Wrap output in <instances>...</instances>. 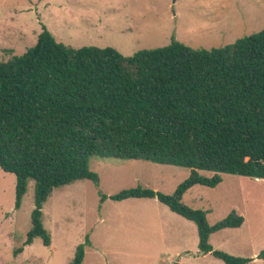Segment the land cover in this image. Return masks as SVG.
<instances>
[{"label":"trees","instance_id":"16d2710c","mask_svg":"<svg viewBox=\"0 0 264 264\" xmlns=\"http://www.w3.org/2000/svg\"><path fill=\"white\" fill-rule=\"evenodd\" d=\"M93 157L191 170L174 195L138 187L110 199H157L196 224L201 253L224 264L252 262L210 244L212 234L240 228L243 216L233 211L211 226L182 198L195 185L216 188L221 175L264 181V30L222 48L172 41L126 57L112 48L67 47L44 28L35 46L0 62V168L16 177V209L35 183L24 247L37 238L51 245L42 210L54 190L99 184ZM88 245L87 238L69 264H84Z\"/></svg>","mask_w":264,"mask_h":264},{"label":"rangeland","instance_id":"374dc122","mask_svg":"<svg viewBox=\"0 0 264 264\" xmlns=\"http://www.w3.org/2000/svg\"><path fill=\"white\" fill-rule=\"evenodd\" d=\"M44 28L67 47L112 48L126 57L172 41L194 50H211L264 30V0H0V62L35 46ZM89 169L98 175V185L77 181L54 190L44 204L42 223L51 245L44 246L37 238L24 247L32 228L35 183H28L16 209V177L0 168V264H69L87 238L84 264H192L186 256L200 252L195 223L157 199H110L138 187L174 195L191 170L99 157L90 159ZM221 176L216 188L189 189L182 204L203 211L211 226L233 211L243 216L249 222L243 231H224L231 232L227 234L233 242L218 245L228 237L219 231L210 244L245 258L228 251L250 255L262 244L256 230L264 224V181ZM102 195L108 198L102 201ZM22 247L15 256L14 251ZM262 251L264 247L258 252ZM206 258L199 263L224 264L212 255Z\"/></svg>","mask_w":264,"mask_h":264},{"label":"crops","instance_id":"0c3cea01","mask_svg":"<svg viewBox=\"0 0 264 264\" xmlns=\"http://www.w3.org/2000/svg\"><path fill=\"white\" fill-rule=\"evenodd\" d=\"M174 213V212H173ZM179 224H185V226H190V222H188V223H186V222H178ZM191 223H193V222H191ZM248 223L249 222H245L244 221V224L240 227V228H238V229H224V230H221L223 233H228V234H230L231 232H224V231H230V230H237L238 232H240V231H243L244 229H245V227H247V225H248ZM196 225V224H195ZM190 227H193V226H190ZM197 227V226H196ZM194 230H195V228H194ZM197 231H198V229H197ZM227 234V235H228ZM213 235L214 234H212L211 235V237H210V242H211V239H212V237H213ZM225 235V234H224ZM256 236H258V237H260V242H262V244L257 248V249H255V250H253V253H251L250 255H243V254H241V253H236V252H234V251H228L229 253H231V254H234V255H237V256H245V258H253L254 260L252 261V262H250V263H248V264H264V260L263 259H260L258 256H259V250L261 249V248H263L264 247V224H261V225H259L258 227H257V230H256ZM234 241V239L231 237V236H229L228 235V237L225 239V240H223L222 242H220L218 245H223L225 242H233ZM214 248H217V247H214ZM220 248V247H219ZM186 252V251H185ZM200 255H203V257H205V258H201L200 257ZM209 255H211V254H200V252L198 253V252H196V253H193L191 256H193V257H190V255L189 256H186V258L187 257H189V262L190 263H192V264H200L199 262L200 261H202V260H205V259H207L206 257L207 256H209Z\"/></svg>","mask_w":264,"mask_h":264}]
</instances>
